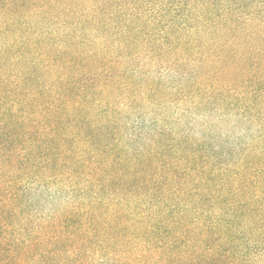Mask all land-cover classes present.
<instances>
[{"label": "trees", "instance_id": "16d2710c", "mask_svg": "<svg viewBox=\"0 0 264 264\" xmlns=\"http://www.w3.org/2000/svg\"><path fill=\"white\" fill-rule=\"evenodd\" d=\"M0 264H264V0H0Z\"/></svg>", "mask_w": 264, "mask_h": 264}]
</instances>
